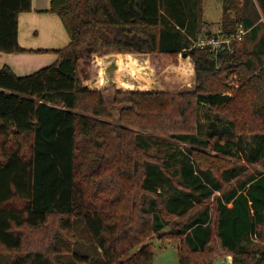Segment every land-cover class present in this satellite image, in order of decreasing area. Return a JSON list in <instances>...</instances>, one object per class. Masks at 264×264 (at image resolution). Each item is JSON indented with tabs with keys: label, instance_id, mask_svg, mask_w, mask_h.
<instances>
[{
	"label": "trees",
	"instance_id": "trees-1",
	"mask_svg": "<svg viewBox=\"0 0 264 264\" xmlns=\"http://www.w3.org/2000/svg\"><path fill=\"white\" fill-rule=\"evenodd\" d=\"M246 1L223 0L221 32L212 34L204 0H51L47 12L69 44L36 52L59 59L22 77L0 69V255L64 264L57 256L74 251L80 220L103 264H153L155 235L245 173L214 155L264 161V0ZM31 11L32 0H0V54L32 52L19 44V17ZM239 28L249 33L232 51L193 46ZM110 52L117 117L100 82ZM121 67L137 77L147 67L166 89L131 88ZM202 108L215 113L205 138ZM140 131L189 146L179 179H170V162L148 154L151 139ZM240 187L217 198L213 214L171 232L181 240L180 264H214L220 250L234 264H264V249L250 248L263 239L264 172Z\"/></svg>",
	"mask_w": 264,
	"mask_h": 264
},
{
	"label": "rangeland",
	"instance_id": "rangeland-1",
	"mask_svg": "<svg viewBox=\"0 0 264 264\" xmlns=\"http://www.w3.org/2000/svg\"><path fill=\"white\" fill-rule=\"evenodd\" d=\"M248 1H246V3H248ZM222 7H224L223 0H205L206 12L204 18L206 19V22L216 23L217 21H220L221 16H223ZM40 14H45V13L43 11ZM213 25L217 26V24H213ZM37 26L39 27V29L36 28L35 30L38 31V34L36 36H33V38H37L36 43L33 44L34 47H41L42 45H50L51 47H53L52 49L59 48L58 50H60L68 46L69 39L65 34L64 30L62 29L61 25H60L61 31L59 36H56L57 34L56 30L54 32L53 30L48 31L47 30L48 25L44 23H39L37 21ZM54 33H55V38H53ZM27 45L30 46V43ZM49 53L52 56H55L56 58L54 59V62H52L51 64H46L47 66L45 67H48L54 64L59 59L57 53L55 52L39 53L36 51L26 52L20 55L17 54V60H21L23 64L27 62L36 63L34 62L35 60H44L48 58V57H39V56ZM114 55H115L114 53L110 52L102 59L101 68L103 75L100 82L103 88V93L105 95V100L107 102L108 108L111 110L114 117H117L119 109L121 107L115 105L113 101L115 97L114 76L117 65L114 59L115 58ZM137 61L140 63H145L144 62L145 60L143 61L142 58H138ZM30 71L32 70H28V72ZM121 71H122V75L120 76L121 81L125 85L131 88L137 90L139 89L147 90V91L152 89H156V90L166 89L163 88L162 82L158 77L159 75L154 74L152 70H150L147 67L146 69L140 68V72L142 75L141 77L135 76L130 71L122 67H121ZM194 84L195 83L193 84L186 83L181 88L184 90L185 89L190 90V88ZM214 115L215 113L212 110L205 108L201 109L199 114L201 127L198 132V135L201 138H205L207 136V133L211 130L210 125L211 122L215 120ZM130 129L132 131H136L134 128H130ZM140 133H142L144 136L150 137L151 139L150 149L148 150V154L155 159L160 158L163 159V161L167 160V162H170L169 165H167L168 163L166 162V165L168 167V172L171 173L170 179H172L173 181L174 179L176 180L179 179L178 173L181 172V163H180V160L182 158L181 153L188 154L189 146L186 144L176 143L173 140H170L169 138L160 135L150 134L141 131ZM206 154L214 155L215 153H212L211 151H206ZM214 156L222 158L224 160L225 165L228 164V166L231 167L232 166L246 167L245 173L242 174L239 178L232 180L229 184H225L223 189H221V191L219 192L218 191L215 192L209 200H206L203 203L196 205L186 215L173 221L165 229L164 232L155 235L154 238L150 240L153 243V251H154L153 264H180L178 248L180 247L181 240L171 239L174 238V235H172L171 232H174L175 229L181 228L190 218H193L194 216L200 214L204 210L208 209V211H211V213L213 214L215 210V203L217 198L222 197L225 193L230 192L233 189L240 190L241 189L240 185L242 184L243 181L248 179L249 176L264 172V161L254 165L247 164L242 159L241 152H238V156L236 157H232V156L226 157L219 154ZM175 172H177V176L174 177ZM229 206L231 207V205ZM73 227H74L73 233L75 240L74 251L70 254L58 255L57 259L62 261L64 264H103V262H101L102 261L101 252L97 248V246L94 245V243L91 241L83 223L80 220H74ZM262 232H263V239H258L254 237L252 239V245L250 247L251 249L254 248L264 249V227L262 228ZM76 255L80 256V258L82 259H86L88 262L87 261L80 262L75 258ZM15 256H16L15 254L3 253L2 255H0V264H11ZM217 260H221L223 264H234L233 257L221 250L215 256L214 264H217Z\"/></svg>",
	"mask_w": 264,
	"mask_h": 264
},
{
	"label": "crops",
	"instance_id": "crops-1",
	"mask_svg": "<svg viewBox=\"0 0 264 264\" xmlns=\"http://www.w3.org/2000/svg\"><path fill=\"white\" fill-rule=\"evenodd\" d=\"M50 3H51V0H32V11L28 13H23L20 15L19 17V44L23 49L27 51L58 50L59 49V48L52 49L53 47H51L50 45H42L41 47H34L33 45L36 43V40H37V38H33V36H36L38 34V31L35 29L36 28L39 29V27L37 26V21L39 23H44L48 25L47 27L48 31L53 30L54 32L56 30L57 31L56 36L60 35L61 27L64 30L59 18L56 15L47 12V10L50 7ZM43 11L45 14H40ZM205 12L206 11H205V0H204L203 20L207 24L204 27L205 33L207 32L212 33V34L220 33L221 23L223 21L224 13L222 14L223 16H221L220 21H217L216 23H212V22H206V19L204 18ZM222 12H223V7H222ZM213 24H217V26ZM53 38H55V33H54ZM29 43H30V46L27 45ZM44 55H47V56H44ZM39 57H48V58L44 60H35L34 62L36 63L27 62L23 64L21 60H17V54H14V55L13 54H0V69L5 66H8L14 71L16 75L22 77V76H27V75L37 72L40 68L47 66L46 64H51L52 62H54V59L56 58L55 56H52L50 53L43 54L42 56H39ZM114 57H115L114 59L116 62V56L114 55ZM116 69H117V65H116ZM28 70H32V71L28 72Z\"/></svg>",
	"mask_w": 264,
	"mask_h": 264
},
{
	"label": "built area",
	"instance_id": "built-area-1",
	"mask_svg": "<svg viewBox=\"0 0 264 264\" xmlns=\"http://www.w3.org/2000/svg\"><path fill=\"white\" fill-rule=\"evenodd\" d=\"M249 31L245 30L243 28H239L238 32L231 38L226 37H219V38H212V39H200L198 42H195L194 46L199 48H206V47H212L214 51H217L221 46H226V48L229 49V51H232V45L234 43H241L244 38L248 35ZM219 34V33H218ZM228 85L232 87L233 89H238L239 85L236 82L235 77L231 76L229 78Z\"/></svg>",
	"mask_w": 264,
	"mask_h": 264
},
{
	"label": "water",
	"instance_id": "water-1",
	"mask_svg": "<svg viewBox=\"0 0 264 264\" xmlns=\"http://www.w3.org/2000/svg\"><path fill=\"white\" fill-rule=\"evenodd\" d=\"M217 264H223L221 260H217Z\"/></svg>",
	"mask_w": 264,
	"mask_h": 264
}]
</instances>
